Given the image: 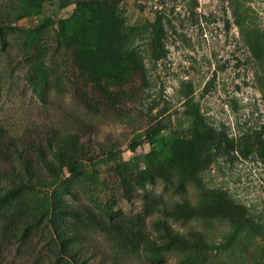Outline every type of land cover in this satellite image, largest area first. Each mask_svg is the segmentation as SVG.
Here are the masks:
<instances>
[{
	"label": "rangeland",
	"instance_id": "obj_1",
	"mask_svg": "<svg viewBox=\"0 0 264 264\" xmlns=\"http://www.w3.org/2000/svg\"><path fill=\"white\" fill-rule=\"evenodd\" d=\"M0 264H264V0H0Z\"/></svg>",
	"mask_w": 264,
	"mask_h": 264
},
{
	"label": "trees",
	"instance_id": "obj_2",
	"mask_svg": "<svg viewBox=\"0 0 264 264\" xmlns=\"http://www.w3.org/2000/svg\"><path fill=\"white\" fill-rule=\"evenodd\" d=\"M7 137H9L10 138V135H7ZM11 139H7L6 138V141H10ZM12 140H13V138H12ZM14 141V140H13ZM15 147V146H14ZM14 147L12 146V147H10V149H12V150H14ZM15 150H16V148H15ZM17 152H18V150H16Z\"/></svg>",
	"mask_w": 264,
	"mask_h": 264
}]
</instances>
